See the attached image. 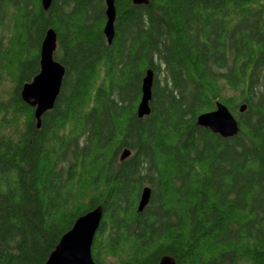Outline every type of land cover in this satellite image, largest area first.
<instances>
[{
    "label": "trees",
    "instance_id": "1",
    "mask_svg": "<svg viewBox=\"0 0 264 264\" xmlns=\"http://www.w3.org/2000/svg\"><path fill=\"white\" fill-rule=\"evenodd\" d=\"M105 9L0 0V264H45L97 205L98 264H264V0H116L111 44ZM50 27L65 75L37 127L21 88ZM217 100L239 122L232 137L197 124Z\"/></svg>",
    "mask_w": 264,
    "mask_h": 264
},
{
    "label": "water",
    "instance_id": "2",
    "mask_svg": "<svg viewBox=\"0 0 264 264\" xmlns=\"http://www.w3.org/2000/svg\"><path fill=\"white\" fill-rule=\"evenodd\" d=\"M44 8L48 10L52 0H42ZM136 4H147V0H133ZM106 23L103 29L108 42L114 38V27L117 16L116 0H106ZM57 33L53 27L47 29L41 44V70L30 82H26L22 90V99L30 106H36L34 114L37 127L41 126V117L47 110L55 106L62 81L65 75L64 66L55 59L57 50ZM154 72L149 69L143 78L141 86V98L137 106L139 117L150 114L152 99V85ZM243 105L241 111L246 109ZM198 124L211 129L223 137H232L240 130L238 120L226 107H220L218 112H209L198 117ZM130 155L125 150L121 157L125 159ZM150 199V189L145 188L142 194V204ZM103 218V207L100 205L76 219L72 228L66 232L50 253L45 264H98L92 255V244L94 236ZM158 264H176L171 255H164Z\"/></svg>",
    "mask_w": 264,
    "mask_h": 264
},
{
    "label": "bare ground",
    "instance_id": "3",
    "mask_svg": "<svg viewBox=\"0 0 264 264\" xmlns=\"http://www.w3.org/2000/svg\"><path fill=\"white\" fill-rule=\"evenodd\" d=\"M132 2H133V0H132ZM147 2L149 3V0H147ZM147 3V4H148ZM133 4H135V5H146L145 3H143V4H136V3H134L133 2ZM41 5H42V7H43V9L44 10H46L45 8H44V5H43V2H42V0H41ZM105 5H106V0H105ZM106 8H107V6H106ZM49 9V8H48ZM105 11H106V9H105ZM105 16H106V14H105ZM117 17V16H116ZM116 21V20H115ZM106 23V22H105ZM115 25V24H114ZM105 26V25H104ZM49 29V28H48ZM104 29V28H103ZM114 29H115V27H114ZM114 32H115V30H114ZM46 34V33H45ZM115 34V33H114ZM105 35V34H104ZM115 36V35H114ZM105 38H106V40H107V43L108 44H111L112 42H113V40H112V42L111 43H109L108 42V39H107V36L105 35ZM114 39V38H113ZM57 42H58V40H57ZM40 59H41V50H40ZM58 61V60H57ZM60 62V61H59ZM61 63V62H60ZM62 64V63H61ZM63 65V64H62ZM65 68V67H64ZM149 69H151V68H149ZM149 69H147V70H149ZM40 70H41V64H40ZM40 70H39V72L35 75V76H37L39 73H40ZM152 71H153V69H151ZM154 72V71H153ZM146 73H147V71H146ZM34 76V77H35ZM34 77H33V79H34ZM145 77V76H144ZM32 79V80H33ZM64 79V78H63ZM31 80V81H32ZM154 81V80H153ZM30 82V81H29ZM142 82H143V80H142ZM62 84H63V81H62ZM23 86H24V84H23ZM23 86H22V88H21V98H22V90H23ZM61 88H62V85H61ZM60 91H61V89H60ZM60 93V92H59ZM29 105V104H28ZM243 105H246V104H241V106H240V111H241V108L243 107ZM30 106V105H29ZM32 107V106H31ZM38 107V105H36V106H33V108H34V112H35V110H36V108ZM220 107H226L228 110H229V112L231 113V114H233L232 113V111L224 104V103H222L221 101H216V103H215V108L213 109V110H211V111H208V112H203V113H201V114H199L198 116H197V124H198V117L200 116V115H203V114H205V113H209V112H218V109H220ZM246 107H247V105H246ZM51 109H53V108H51ZM51 109H49V110H51ZM49 110H47V111H49ZM246 110V109H245ZM244 110V111H245ZM46 111V112H47ZM244 111H241V112H244ZM45 113V112H44ZM43 116V115H42ZM146 116V115H145ZM233 116L235 117V115L233 114ZM34 117H35V114H34ZM42 118V117H41ZM236 118V117H235ZM237 119V118H236ZM36 122H37V120H36ZM198 125H200V124H198ZM200 126H202V125H200ZM204 127V126H203ZM207 128V127H206ZM211 130V129H210ZM212 131V130H211ZM213 132V131H212ZM213 133H215V132H213ZM216 134H219V133H216ZM220 136H222L221 134H219ZM223 137V136H222ZM125 150H129L130 151V154H131V150L130 149H128V148H126V149H124L123 151H122V153L125 151ZM122 153H121V155H122ZM121 155H120V159L121 160H124V159H122V157H121ZM127 158V157H126ZM125 158V159H126ZM145 188H149L150 189V196H151V188L149 187V186H146V187H144L143 189H142V191H141V194H140V199H139V203H138V211H141V210H143L144 209V207L149 203V201L146 203V204H142V194H143V191H144V189ZM150 200V199H149ZM98 206H100V205H97L96 207H98ZM102 206V205H101ZM89 212V211H88ZM101 225V224H100ZM100 227V226H99ZM99 229V228H98ZM69 231V230H68ZM67 231V232H68ZM98 231V230H97ZM97 233V232H96ZM96 235V234H95ZM94 239H95V236H94ZM94 239H93V243H94ZM92 246H93V244H92ZM92 248V247H91ZM173 257V256H172ZM174 258V257H173ZM161 260V259H160ZM174 260H175V258H174ZM160 262V261H159ZM158 262V263H159ZM175 262H176V260H175ZM157 263V264H158ZM176 264H177V262H176Z\"/></svg>",
    "mask_w": 264,
    "mask_h": 264
},
{
    "label": "flooded vegetation",
    "instance_id": "4",
    "mask_svg": "<svg viewBox=\"0 0 264 264\" xmlns=\"http://www.w3.org/2000/svg\"><path fill=\"white\" fill-rule=\"evenodd\" d=\"M104 3H105V0H104Z\"/></svg>",
    "mask_w": 264,
    "mask_h": 264
},
{
    "label": "rangeland",
    "instance_id": "5",
    "mask_svg": "<svg viewBox=\"0 0 264 264\" xmlns=\"http://www.w3.org/2000/svg\"><path fill=\"white\" fill-rule=\"evenodd\" d=\"M121 155V154H120Z\"/></svg>",
    "mask_w": 264,
    "mask_h": 264
}]
</instances>
